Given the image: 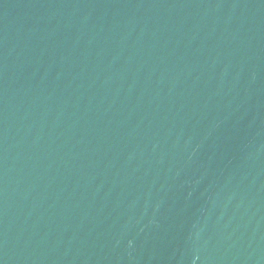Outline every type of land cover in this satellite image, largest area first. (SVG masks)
Wrapping results in <instances>:
<instances>
[{
    "label": "water",
    "instance_id": "95a60500",
    "mask_svg": "<svg viewBox=\"0 0 264 264\" xmlns=\"http://www.w3.org/2000/svg\"><path fill=\"white\" fill-rule=\"evenodd\" d=\"M0 264H264V0H0Z\"/></svg>",
    "mask_w": 264,
    "mask_h": 264
}]
</instances>
